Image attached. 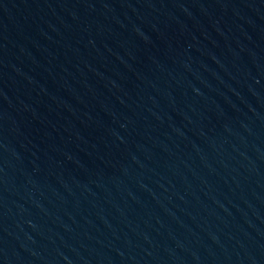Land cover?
Returning <instances> with one entry per match:
<instances>
[{"label": "water", "instance_id": "95a60500", "mask_svg": "<svg viewBox=\"0 0 264 264\" xmlns=\"http://www.w3.org/2000/svg\"><path fill=\"white\" fill-rule=\"evenodd\" d=\"M0 264H264V0H0Z\"/></svg>", "mask_w": 264, "mask_h": 264}]
</instances>
